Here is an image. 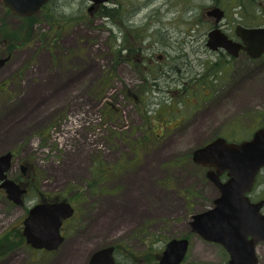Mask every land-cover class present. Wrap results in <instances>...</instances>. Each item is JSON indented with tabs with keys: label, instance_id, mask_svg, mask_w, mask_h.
Instances as JSON below:
<instances>
[{
	"label": "rangeland",
	"instance_id": "rangeland-1",
	"mask_svg": "<svg viewBox=\"0 0 264 264\" xmlns=\"http://www.w3.org/2000/svg\"><path fill=\"white\" fill-rule=\"evenodd\" d=\"M90 4L50 0L25 18L0 2L8 177L21 179L23 163L33 190L77 209L58 253L31 255L17 243L0 264H84L107 246L120 263L155 264L174 238L189 242L181 264H222V250L189 227L218 196L191 155L264 127V57L209 50L206 12L222 9L220 28L234 35L237 25L264 26V0H110L89 12ZM127 196L141 214L127 212ZM23 215L0 198V236Z\"/></svg>",
	"mask_w": 264,
	"mask_h": 264
},
{
	"label": "water",
	"instance_id": "water-1",
	"mask_svg": "<svg viewBox=\"0 0 264 264\" xmlns=\"http://www.w3.org/2000/svg\"><path fill=\"white\" fill-rule=\"evenodd\" d=\"M49 0H0V2L19 17H30L40 11ZM110 0H89L88 11ZM217 26L224 16L218 8L206 12ZM239 41L228 38L218 27L207 33L206 47L211 51L223 50L231 57L243 51L252 59L264 54V27H235ZM9 57L0 58V68ZM12 153L0 155V188L4 189L10 200L20 204L24 192L18 184L8 179L6 173L11 165ZM193 163L209 169L208 181L218 189L213 206L193 214L189 222L190 230L204 241L221 244L230 253V264H256L255 244L264 242V216L260 214L261 203H251L246 196L255 176L264 167V128L254 132L252 138L240 144L227 143L218 137L193 150ZM226 173L227 180L219 176ZM73 214V208L66 201L41 203L30 209L24 220L23 235L27 244L36 249L55 250L63 242L60 234L62 220ZM251 236L250 240H247ZM188 239L169 240L158 264H180L188 250ZM113 246H107L92 253L87 264H119L114 261Z\"/></svg>",
	"mask_w": 264,
	"mask_h": 264
},
{
	"label": "flooded vegetation",
	"instance_id": "flooded-vegetation-1",
	"mask_svg": "<svg viewBox=\"0 0 264 264\" xmlns=\"http://www.w3.org/2000/svg\"><path fill=\"white\" fill-rule=\"evenodd\" d=\"M45 6H43V7H45ZM214 7H217V6H212V8H214ZM224 16H225V14H224ZM221 21L217 25V27H219V28L221 27V23H222ZM214 27H216L215 23H214ZM224 33L226 34V36L228 38L232 39L233 41H239V39L235 36V33H234V35L227 34L226 32H224ZM217 51H223V50H217ZM240 54L245 55L246 57H248L251 60H256V59H260V58L264 57V54H262L259 58L252 59L249 56H247V54L245 52H243V51H240L238 53L237 57H239ZM237 57H234V58H237ZM261 128H264V127H261ZM258 129H260V128H258ZM258 129H256L255 131H257ZM254 132L252 133V135L248 139L243 140V141H241L239 143L227 142V140L224 137H221V138H224L227 143L240 144V143H242L244 141L250 140L252 138ZM213 140H211V141H213ZM211 141H209L208 143H210ZM207 144H205V145H207ZM11 166H12V164L10 165L8 173H9V171L11 169ZM25 169H26L25 164L21 163L20 164V170H21L20 177H21V179L9 178L8 177V173H7V177L9 179L13 180L16 184L19 185V187L22 190H24V192L20 196V204H16L12 200H10L8 198V196H7L6 191L4 189L0 188V195H1L0 198L4 202H8L9 204H11V207L13 209L14 208H20V209H22L24 211V215H23V217L21 219V223H20L19 229L17 228L16 230H11V231H8L7 233L5 232L2 236H0V261L5 260V258L7 257V254H11V252H9V250L7 251V246H6L7 244L15 245V244L18 243V244H20L21 247L28 249L29 253L31 255L32 254L33 255H38V254L52 255L54 253H58L57 251L59 250L61 245L66 240L65 228H66L67 225H69L72 222V220L76 216L77 209L75 208V206H73L71 203H69L71 205V207L73 208V214L69 218H67L65 220H62V224H61V227H60V234L63 237V242L57 249L52 250V251H48V250H45V249H36V248L31 247L29 244H27L26 238L23 235V229H24V220L27 218L30 209L33 208L35 205H38V204H41V203L60 202L61 200L53 198L49 194L41 193L38 190H35V189L33 190L32 189L33 188L32 184L34 183L35 179L30 174H26V170ZM209 169L214 170L213 168H206L205 176H206V173H207V171ZM263 173H264V167L260 168L259 171L257 172V174L255 176V179H254V182H253V184L251 186V189H250L249 192L246 193V196L248 197V199H249V201L251 203H254V204L261 203V207L259 209L260 210L259 212H260L261 215L264 216V181L261 182V180H260ZM219 178H220V180L222 182H225L227 180L226 173L221 174L219 176ZM210 183L217 189V187L212 182H210ZM217 191H218V189H217ZM218 194H219V192H218ZM30 199H32L31 202H29ZM213 201H214V199H213ZM213 201H212V206H213ZM250 239H251V236H248L247 240H250ZM208 243H210L213 246L219 247L222 250V253H223L222 254V256H223L222 264H230V258L231 257H230V253H229L228 250H226L221 244L214 243V242H208ZM115 250H116V248L114 247V253H115ZM254 252H255L256 259H257V263L256 264H264V242H259V243L255 244ZM92 253L89 254L87 258H85L84 264L88 263L89 258L92 255ZM159 256L156 258L155 264H158ZM32 261H33V259H32ZM114 261L116 263H119V264H125V263L118 262L115 259V256H114Z\"/></svg>",
	"mask_w": 264,
	"mask_h": 264
},
{
	"label": "bare ground",
	"instance_id": "bare-ground-1",
	"mask_svg": "<svg viewBox=\"0 0 264 264\" xmlns=\"http://www.w3.org/2000/svg\"><path fill=\"white\" fill-rule=\"evenodd\" d=\"M33 92L35 93L36 92V90H30V93H32L33 94ZM21 106H23V104L21 105ZM3 141V143H7L8 142V140L7 139H3L2 140ZM136 197L137 196H127V200L129 201V205H130V208H131V210H130V208L128 209V211L127 212H129V213H136V214H141L142 213V211L141 210H139V209H135L134 208V203L136 202L135 201V199H136ZM137 205V204H136ZM112 208H111V213H113V214H116V213H118V206H115L114 207V205H112L111 206ZM134 209V210H133ZM122 212V211H121ZM123 212H125V211H123ZM119 213H120V211H119Z\"/></svg>",
	"mask_w": 264,
	"mask_h": 264
},
{
	"label": "trees",
	"instance_id": "trees-1",
	"mask_svg": "<svg viewBox=\"0 0 264 264\" xmlns=\"http://www.w3.org/2000/svg\"><path fill=\"white\" fill-rule=\"evenodd\" d=\"M15 36V35H14ZM9 37H11V36H9ZM17 38H14V40L13 41H15ZM13 41L11 42V43H13ZM12 47H14V43H13V46ZM92 185H93V182L91 181L89 184H88V186L91 188L92 187ZM7 246V251L11 248V246H10V244H7L6 245Z\"/></svg>",
	"mask_w": 264,
	"mask_h": 264
}]
</instances>
